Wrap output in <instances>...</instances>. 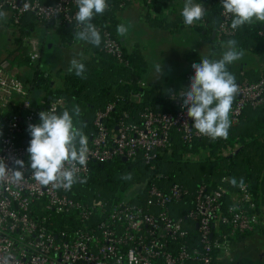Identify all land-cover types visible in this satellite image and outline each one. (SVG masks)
I'll use <instances>...</instances> for the list:
<instances>
[{"label":"built area","instance_id":"obj_1","mask_svg":"<svg viewBox=\"0 0 264 264\" xmlns=\"http://www.w3.org/2000/svg\"><path fill=\"white\" fill-rule=\"evenodd\" d=\"M144 1L150 9L165 0ZM216 1L221 6V19L214 37L223 41L234 35L233 17L224 13L221 0ZM124 7L120 5L121 9ZM0 11L10 13L8 30L12 33H17L16 26L27 14L33 15L41 26L67 24L77 30L76 0H0ZM205 24L201 20L185 27L204 28ZM96 27L102 51L128 65L117 40L107 29ZM258 34L264 35V26ZM37 43L35 39L26 42L33 61L40 60ZM193 75L192 69L186 75L188 82ZM237 84L239 91L229 114L232 126L240 123L246 108L264 106V65L256 81L244 79ZM138 85L146 87L143 81ZM176 94L165 97L173 107L172 112L145 108L138 122H130L125 114L114 131L108 128L107 120L115 104L98 111L95 134L88 145L87 166H77L81 179L89 175L90 163L123 158L132 163H153L170 149L173 131L187 146L208 138L193 127V119L187 116V109ZM134 99L137 101L138 97ZM63 105L57 99L30 102L28 89L8 63L0 64V158L9 168L18 169L13 163L15 159L25 162V168L18 169L23 171L21 180L9 176L0 182V264H226L231 260V243L236 238L264 228V204L246 185L226 188L225 178L223 184L212 189L201 183L191 194L180 184H169L159 173L148 179L146 185L139 186L141 189L148 186L143 197L135 192L117 204L101 200L82 204L70 196V189L55 183L40 184L29 165L28 125L40 122L41 111L57 112ZM236 149L237 146L226 148L218 155L226 157ZM181 158L199 161V156L192 152L182 154ZM180 204L188 207L181 213L174 210ZM234 206L236 210L230 211ZM186 224L197 231L196 246L191 245Z\"/></svg>","mask_w":264,"mask_h":264},{"label":"trees","instance_id":"obj_2","mask_svg":"<svg viewBox=\"0 0 264 264\" xmlns=\"http://www.w3.org/2000/svg\"><path fill=\"white\" fill-rule=\"evenodd\" d=\"M128 0H107L108 8L100 15L97 14L92 23L95 26L107 29L112 37L120 44L128 65L119 63L113 57L106 55L99 47L76 39V30L73 26L60 24L54 30L58 42L62 46L78 43L82 44L83 55L79 59L85 64L86 71L83 77H78L75 72H69L68 67L55 73L41 69L39 61H33L29 55L27 46L23 39L41 26L36 18L27 14L21 18L14 33V48L8 51L6 62L9 68L27 69L32 73L30 80H25L20 73L16 76L30 92H41L46 102L57 99L63 101L64 105L57 111L72 110L78 105L80 116L78 118L84 127L83 131L89 138L95 134L94 120L98 111L103 110L108 104H115L110 113L107 125L110 130H115V124L122 119L123 115L129 116L130 122L139 120V114L145 108L160 113L172 112V105L166 101L155 88H141L138 82L145 80V65L134 53H128L123 47L117 33L116 13L120 5L126 6ZM202 5L207 4L205 12L204 28L195 30L210 45L209 59L216 58L221 53V44L228 40L237 42V50L248 51L259 57L264 65V35L258 33L264 26V22L253 20L251 24H245L234 30V35L229 39L218 41L212 34L220 22L221 6L216 0H195ZM161 25L162 21L158 22ZM52 24H45L43 29L47 31ZM54 26V25H53ZM203 57L197 53H188L185 61L190 64L199 63ZM245 64L235 66L228 65V70L236 77V82L244 79L254 82L260 74L261 69H245ZM138 97L136 101L134 98ZM51 98V100H48ZM230 119V118H229ZM31 138L30 133L27 134ZM172 145L170 149L162 152L157 160L149 165L141 161L127 162L115 159L108 163H90L89 175L86 183L77 182L70 188V196L82 204L93 201H104L109 204H117L131 196L128 194L133 187L146 185L148 179L156 174H163L169 184H180L187 188L191 194L201 183L214 188L226 179L223 184L228 189L239 186L243 178L244 185L248 187L254 197L264 204V106L257 109L246 108L241 121L236 126H230L227 138H203L195 141L191 146L182 143L180 135L173 131L171 133ZM236 151L226 157H221L218 152L226 148H234ZM192 152L199 156V161L189 162L182 160L184 153ZM130 179H125L127 175ZM235 178L237 186L231 184ZM148 186L139 188L137 194L144 196ZM134 194V193H133ZM131 200V199H130ZM142 200V199H141ZM141 200L133 199L132 202ZM188 207L180 204L175 207L177 212H184ZM190 233L191 245L196 246L198 237L194 226L186 224ZM259 234L264 236V228L259 229ZM249 235V234H247ZM246 235V236H247ZM244 237V236H241Z\"/></svg>","mask_w":264,"mask_h":264},{"label":"clouds","instance_id":"obj_3","mask_svg":"<svg viewBox=\"0 0 264 264\" xmlns=\"http://www.w3.org/2000/svg\"><path fill=\"white\" fill-rule=\"evenodd\" d=\"M78 11L75 14L77 30L76 39L99 47L101 43L100 31L92 23L93 18L102 15L108 8L107 0H76ZM224 13L231 14V28L233 30L253 20L264 22V0H221ZM201 3L195 0H185L181 12L185 25L191 26L201 21L205 15ZM7 14L0 11V19H6ZM129 26L117 25V33L125 36ZM225 51L219 59L203 57L199 63H193L191 68L194 75L190 77L187 90H181L178 95L182 100V107L187 109V116L194 121L193 127L201 134L215 140L227 138L231 121L229 114L239 88L236 77L228 70V65L240 60L244 51L237 50V42L228 40L224 45ZM69 72L74 71L78 77H83L85 64L77 59L70 61ZM156 72L162 73V65L156 66ZM173 99L176 96L172 97ZM80 108L74 106L70 111L63 110L41 111L40 122L29 124L28 131L31 139L27 152L31 173L36 181L42 185L55 183L58 187L70 189L77 182L86 183L87 178L81 179L77 166L86 167L89 157V138L84 133V125L79 122ZM18 169L25 168V162L20 159L13 161ZM9 168L4 159L0 158V182L9 176L15 181L23 177V171ZM130 179L131 175L124 177ZM231 184L237 186L235 178ZM239 186L244 187L243 178ZM235 211V206L229 209Z\"/></svg>","mask_w":264,"mask_h":264},{"label":"crops","instance_id":"obj_4","mask_svg":"<svg viewBox=\"0 0 264 264\" xmlns=\"http://www.w3.org/2000/svg\"><path fill=\"white\" fill-rule=\"evenodd\" d=\"M185 0H165L164 3L157 7L146 8L144 0H128L127 4L124 8L120 9L116 13L117 18V25L124 24L125 26L130 27V31L126 33L125 36H120L121 42L123 47L128 49V47L138 48L140 47L141 42L149 39H154L155 41H160L161 44L164 41H170L171 38L178 34L180 28H184L187 30L193 28L185 27L183 22V17L181 16V12L184 6ZM196 2V1H195ZM197 3V2H196ZM170 4L167 7V5ZM172 4V6H171ZM205 11L208 10V5H202ZM7 14L6 19H0V33L5 34V31L9 29V19L10 13L7 11H3ZM160 18L162 23L161 25L153 26V23L150 19ZM127 24V25H126ZM53 26V25H52ZM153 26V27H152ZM195 30V29H194ZM172 36V37H171ZM165 38V40L163 39ZM199 39L197 42V47L193 49H187V46L183 48V53L180 54L179 57L176 58L175 62L179 64L182 70L185 71L184 74V82H179V86L177 88L178 91H170L168 95L173 93H178L181 90H187L189 86V82L186 79V75L191 72L192 68L189 62L185 61V56L188 53H197L201 57H208L210 54V45L208 41H206L200 34ZM11 39H9V42ZM140 42V43H139ZM82 44H73L68 46H62L60 43L59 45L62 48V56L61 59L58 61V68L57 70L65 69L66 67L70 66V61L72 59L79 60L82 55ZM167 44H163L159 47L166 48ZM172 47V46H171ZM42 48V45H41ZM49 48H52V45H49ZM129 53V52H128ZM220 58V57H216ZM259 58V57H258ZM159 63H157L158 65ZM263 64L260 60L256 66L252 67H245V69H261L262 70ZM57 72V71H55ZM156 73L154 76L150 77V80L145 79L144 82L146 87L148 88H155L161 95L163 91L159 86L158 79L160 75ZM176 87V86H175ZM163 94L164 97L168 96ZM231 260L226 264H239L244 258H253V259H260L264 261V236L259 234V232H255L253 234H249L244 237H238L231 243Z\"/></svg>","mask_w":264,"mask_h":264},{"label":"rangeland","instance_id":"obj_5","mask_svg":"<svg viewBox=\"0 0 264 264\" xmlns=\"http://www.w3.org/2000/svg\"><path fill=\"white\" fill-rule=\"evenodd\" d=\"M151 22L153 26L159 25L158 22L161 21L160 18H151ZM127 25V24H126ZM11 24L9 23V27ZM129 26V25H128ZM152 26V27H153ZM57 26H51L45 31L42 26H39L34 32H32L29 36L23 39V44L26 45V42L29 40L35 39L37 43V52L40 54L39 64L41 69L51 71L55 73L58 71V61L62 56V48L59 45L57 35L54 30ZM130 31V27L129 30ZM172 37V36H171ZM199 33L194 29H184L180 28L177 36L174 35L170 41H164L162 44L159 41H155L154 39H149L141 42L140 47L132 48L128 47L127 52L134 53L137 58L145 65L146 74L144 76L145 79L150 80V77L154 76L156 72L157 63L162 65V73L158 79L159 86L161 87L163 94L168 95L170 91H178L179 82H184V74L185 71L179 66L177 62H175L176 58L183 53V48L187 46V49H193L197 47V42L199 39ZM11 39L10 43L7 41ZM16 36L12 31L9 33H1L0 35V64L6 62V57L8 51L14 48V40ZM165 40V38H163ZM140 43V42H139ZM167 44L166 48L160 46L163 44ZM224 42L221 44V53L219 52L216 57H221L223 52L225 51ZM42 45V48H41ZM49 45H52V48H49ZM172 46V47H171ZM196 49V48H195ZM30 51V48L28 49ZM245 55L238 61H235L234 64L236 67L240 66V64H245L246 67L256 66L258 60H260L257 56L252 55L248 51H244ZM10 69V68H9ZM15 74L20 73L25 80H30L32 73L27 69H15L11 68ZM159 76V75H158ZM176 86V87H175ZM29 90V89H28ZM162 94V95H163ZM30 102H36L43 99V94L41 92H30L29 94ZM139 186L133 187L132 191L128 194H133L137 192ZM130 196V195H129ZM126 200V199H125ZM239 264H264V261L260 259L253 258H244L240 261Z\"/></svg>","mask_w":264,"mask_h":264},{"label":"water","instance_id":"obj_6","mask_svg":"<svg viewBox=\"0 0 264 264\" xmlns=\"http://www.w3.org/2000/svg\"><path fill=\"white\" fill-rule=\"evenodd\" d=\"M212 38H214V33L212 34ZM48 100H51V98H48ZM52 101H55V99H52ZM27 140H24V144L26 143ZM123 161H126L125 158L122 159ZM197 228V227H196Z\"/></svg>","mask_w":264,"mask_h":264},{"label":"flooded vegetation","instance_id":"obj_7","mask_svg":"<svg viewBox=\"0 0 264 264\" xmlns=\"http://www.w3.org/2000/svg\"><path fill=\"white\" fill-rule=\"evenodd\" d=\"M6 32H7V33H9V30L7 29V31H5V33H6ZM0 35H1V33H0ZM7 41L9 42V38H8V40H7ZM9 43H10V42H9Z\"/></svg>","mask_w":264,"mask_h":264}]
</instances>
